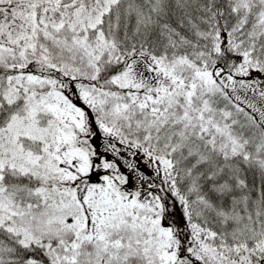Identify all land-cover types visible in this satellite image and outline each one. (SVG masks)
I'll return each instance as SVG.
<instances>
[{
  "label": "snow or ice",
  "instance_id": "obj_1",
  "mask_svg": "<svg viewBox=\"0 0 264 264\" xmlns=\"http://www.w3.org/2000/svg\"><path fill=\"white\" fill-rule=\"evenodd\" d=\"M0 264H264V0H0Z\"/></svg>",
  "mask_w": 264,
  "mask_h": 264
}]
</instances>
